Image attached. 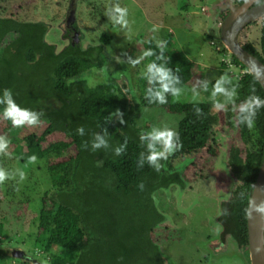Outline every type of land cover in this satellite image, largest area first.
<instances>
[{"label": "trees", "instance_id": "16d2710c", "mask_svg": "<svg viewBox=\"0 0 264 264\" xmlns=\"http://www.w3.org/2000/svg\"><path fill=\"white\" fill-rule=\"evenodd\" d=\"M245 1L234 0L238 5ZM261 23L258 48L242 46L264 64V17ZM48 30L45 22L0 16V101L5 100L7 91L18 107L45 122L35 132L22 136L3 117L7 104L0 102V137L8 141L7 149L0 152L1 166L5 168L7 159L18 166L45 159L47 178L55 188L41 198L36 211L33 246L49 256L42 258L41 263L166 264L151 237L154 228L164 222L152 196L171 185L185 186L180 166L166 167V160L205 149L210 156L218 154L219 144L213 139L216 116L212 103L175 101L171 89L179 91L186 85V75L192 69L190 62L169 50L171 37L166 38L164 45H156L151 34L138 35L145 52H151L147 55L150 64L168 70L173 80L164 93L165 102L160 103L155 98V93L162 90L160 80L150 72L139 79L135 89L143 96L144 106L183 116L172 151L165 153L166 158H158L157 170L148 160V145L153 144L157 151L163 150V145L136 127L138 107L121 83L107 78L106 89L103 85L88 90L86 81H74L80 74L103 68L100 57L104 47L68 43L57 49L56 44L46 41ZM102 37L107 45L109 38ZM229 58L231 65L244 71L234 92L246 103L237 115L246 149H231L230 165L238 185L229 211L223 206L218 220L224 231L243 245L247 241L246 210L251 184L264 155V103L252 104L250 110L246 106L253 97L264 101V91L245 66L234 56ZM79 129H83L82 133ZM32 156L36 157L34 161ZM2 229L0 223V236Z\"/></svg>", "mask_w": 264, "mask_h": 264}, {"label": "rangeland", "instance_id": "374dc122", "mask_svg": "<svg viewBox=\"0 0 264 264\" xmlns=\"http://www.w3.org/2000/svg\"><path fill=\"white\" fill-rule=\"evenodd\" d=\"M212 1L77 0L73 25L75 30L85 36L82 38L78 33L75 43L81 47L105 46L106 58L102 61L104 68H94L80 74L74 81H86L88 90L107 84L110 76L114 81L120 82L138 107L136 127L154 142H159L149 133L164 130L176 133L183 116L171 114L162 108L144 106L143 96L139 95L135 86L139 79L147 75L150 60L144 55L145 50L137 37L151 34L150 38L156 45H164L166 38L171 37L173 44L168 47L169 50L188 60L192 68L191 73L186 75V85L174 95L175 101L191 104L212 103L213 112H216L219 110L214 107L216 102L221 103L224 97L231 99L230 101L235 99V94L231 92L238 87L244 71L231 65L228 51L220 53L224 51L219 45L218 24L221 17L219 15L215 21L210 18L208 8ZM68 6L69 0H1L0 16L45 22L49 27L46 41L56 44L57 49H60L70 43L73 37L72 32L64 27ZM116 8L121 11L117 12ZM250 31L247 27L240 33L241 45L249 42ZM102 35L109 38L107 45L103 43ZM221 63L227 66L223 68ZM222 78L225 80L222 87L230 95L218 93L214 97L215 86ZM105 87L107 85L104 89ZM224 104H229V101ZM245 105L241 101L235 108L231 107L232 123L219 126L227 146L238 145L242 152L246 147L239 142L237 136L239 127L236 128L235 113ZM37 120L38 123L31 125L32 128L24 129V125L17 127L22 136L35 132L34 130L45 123L42 119ZM19 131L16 138H19ZM213 139L219 144L214 161L220 162L224 153L220 143L222 138L220 135H213ZM96 148L99 151L100 147ZM210 157L205 149L175 160H166V167L171 165L177 169L178 163H181L178 170L185 181L184 188L171 185L167 189L156 191L152 196L154 207L164 216V222L154 228L151 237L157 243L166 264H204L207 256L204 246L206 236L218 234L220 230L215 223L219 211L215 187L219 183L218 190L222 189L224 195H227L228 188L221 173L222 169L215 166L213 174L208 175ZM5 165L3 168L0 163V172L6 176L0 182V223L3 225L0 236V264H21L22 261L17 262L9 256L7 250L10 246L21 248L43 261L42 258L47 255L33 245L39 202L44 195L55 190L47 178V161L41 159L31 165L26 163L18 166L17 162L7 159ZM119 215L121 224V211ZM226 259L221 264H240L239 258L230 256Z\"/></svg>", "mask_w": 264, "mask_h": 264}, {"label": "water", "instance_id": "95a60500", "mask_svg": "<svg viewBox=\"0 0 264 264\" xmlns=\"http://www.w3.org/2000/svg\"><path fill=\"white\" fill-rule=\"evenodd\" d=\"M258 1L246 0L243 4L236 5L233 0H213L208 10L212 21L217 20L219 12L228 11L223 21L218 19L220 22L218 24L219 45L221 49L228 51L247 68L248 73L256 79L264 91V64L246 51L239 42L240 33L249 24L264 16V2L256 4ZM76 4L77 0L69 1L66 27L75 20ZM76 34L74 40H76ZM123 91L126 92L125 89ZM261 203H264V155L257 177L251 184V195L247 207L248 246L246 253H248L251 264H264V213L255 210V207ZM8 254L11 258L28 264H42L39 259L16 246L8 247Z\"/></svg>", "mask_w": 264, "mask_h": 264}, {"label": "flooded vegetation", "instance_id": "af4514ba", "mask_svg": "<svg viewBox=\"0 0 264 264\" xmlns=\"http://www.w3.org/2000/svg\"><path fill=\"white\" fill-rule=\"evenodd\" d=\"M262 2H264V0H259L256 4H260ZM236 5H238V4H236ZM227 14H228V11H221V12H219L218 17L220 15V17L223 21L226 18ZM262 17H264V16H262ZM262 17L255 20L254 22H252L251 24H249L247 26L251 30L250 31L251 32L250 33L251 38L249 39V42L246 43V45L250 44L255 49L258 48V46H259L261 32L263 30V25L261 23ZM65 25H66V20L64 23V27H65V29L71 31L73 34L72 35L73 37H71L70 43L73 45H79V44L75 43V41L77 39L75 38L76 40H74L75 33H77L76 35H78V33H79L78 30H75L73 23L70 24L68 27H66ZM79 35H80V37H82L81 35H83L82 38H84V36H85V34H83L81 32L79 33ZM82 38H80V39H82ZM80 41H82V40H80ZM103 47H105V46H103ZM104 57L106 58V56L104 55V49H103V51L101 52L100 60L103 61ZM109 71L111 72V70H109ZM109 78H111L113 80V78L111 76ZM121 88L124 89L123 86H121ZM235 89H237V88H233L232 89L233 92H231L232 94H235V99L230 101L231 99L229 100V99L224 97L222 99V102L220 103V104H222V107H220L219 110H217L216 112H213L214 115L216 116V126L214 128V135H217V136L220 135L221 136L222 140L220 141V143L224 149V153L220 157V162L214 161V160H216L215 158L217 157V155L210 157V165H209L210 167H208V175L210 173L213 174L215 166L222 169L221 173H222L223 177L225 178V182H227L226 188H228V192H227V195H224L225 192H223L222 189L218 190L220 188L219 183L215 187L216 188L215 192L218 194L217 195L218 196L217 201H218V205H219V211H218V215H217V219H216L215 223L219 226L220 230H219L218 234L216 233L213 236H206V242H205L204 246L206 249L207 256L204 259V264H221V263H223V261L227 260L226 258H229L230 256H233V258H239L240 264H251V260L248 257V253H245L247 246H248V232H247V241L245 242V244L240 245L237 243V241L235 239H233L228 234V232L224 231V227H223L222 223H220L218 220V218L222 214L223 206L225 207L224 210L229 211V209L232 205V199L235 197L234 195H235L236 187L238 185V180L236 179L235 175L233 174V170H232V167L230 165V157H231L230 152H231L232 148H239V147H238V145H228L227 146L225 138H223L222 131H219V126H222V125L225 126L226 124L229 125L232 123V112H233V110H231V107L235 108L236 105L239 104V102L243 101V100L238 98V95L234 92ZM226 96H228V95H226ZM225 101L226 102L229 101V104L225 105L224 104ZM232 103L235 106H233ZM238 113L237 112L235 113V121H236V126H237L236 128H238V122H237ZM237 136H238L239 142L242 143L243 145H245L240 138V134L239 135L237 134ZM241 155L244 156L243 153H241ZM180 164L181 163H178L177 166L179 167ZM212 164L214 166H212ZM209 176H206V177L208 178ZM204 179H205V177H204ZM226 188L223 190H226Z\"/></svg>", "mask_w": 264, "mask_h": 264}, {"label": "clouds", "instance_id": "9594fccd", "mask_svg": "<svg viewBox=\"0 0 264 264\" xmlns=\"http://www.w3.org/2000/svg\"><path fill=\"white\" fill-rule=\"evenodd\" d=\"M116 11L120 12L121 9L116 8ZM144 55L146 56L151 55V52H145ZM148 72L152 73L153 77L158 78L160 80L162 85V90L155 93V98L158 99L160 103H164L165 102L164 93L169 91L170 85L173 83V80L169 76L168 70H166L163 67H157L154 63H152L148 65ZM223 83H225V80L222 78L216 84L215 92L213 93L214 97L218 93H223L224 95H230L222 87ZM171 91L173 92L174 95L178 93V90L175 88H172ZM0 102L7 104V107L3 111V117L7 120H10L11 124L14 127H21L23 125L31 126V125H36L38 123L36 114L28 110H22L20 107H18L13 102L7 91H5V100ZM262 103H264V101L259 100V98L253 97L252 101L248 103L246 107L250 110L252 108V104H256L257 106H259ZM214 107L219 109L220 107H222V104L216 102L214 104ZM241 110L243 111L244 109ZM79 131L82 133L83 129H79ZM149 135L152 136L155 141H159L163 145V150L161 151H157L153 144L148 145L149 149H151V155L148 156V160L152 164H155L158 170L160 168V165L156 164V161L158 160V158L165 157L166 152L170 153L172 151L175 133L171 130H164L159 132H150ZM102 142L103 141H101V143ZM7 147H8V141L4 137H0V152L6 150ZM30 159L34 161L36 157L32 156ZM5 179H6L5 174L3 172H0V182L4 181ZM250 206H251V202H250ZM255 210L259 213H264V203H261L260 205L256 206Z\"/></svg>", "mask_w": 264, "mask_h": 264}]
</instances>
